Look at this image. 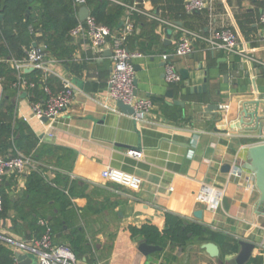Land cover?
Masks as SVG:
<instances>
[{"label":"crops","instance_id":"0c3cea01","mask_svg":"<svg viewBox=\"0 0 264 264\" xmlns=\"http://www.w3.org/2000/svg\"><path fill=\"white\" fill-rule=\"evenodd\" d=\"M138 4L164 20L181 22L179 26L203 34L229 29L235 34L239 53L212 51L198 43L192 53L174 62L178 71L183 68L190 76L195 74L194 85H203L206 77V91H190L183 79L167 84L162 54L172 50L175 31L134 15L126 46L140 53L132 59L135 95L149 97L153 103L148 115L136 121L121 112L107 94L110 39L98 51L85 34L69 36L71 52L64 59L70 62L69 68L62 59L46 53L39 32L33 35L31 46L40 47L53 60L50 72L40 74L45 84L56 90L64 80H71L75 86L72 104L53 120L34 117L32 101L21 97L24 91L15 102L18 117L27 118L22 122L37 137L27 154L34 169L48 180L66 184L67 224L53 229L54 239H83L85 252L79 259L87 264H220L218 258L227 264L238 251L239 246L222 252L217 242L195 238L189 250V245L182 249L168 244L160 251L142 254L138 246L145 238L131 235L129 226L148 222L162 229L165 214L171 213L227 238L253 242L247 264H264V208L258 207L260 194L254 176L243 168L239 177L229 174L234 163L241 166L245 162L247 148L264 139V67L249 58L264 61V26L259 22L264 0H207L205 9L191 12L186 11L184 0H142ZM38 5L32 0L31 6ZM81 6L92 9L86 0L73 4L78 21ZM123 16L125 11L121 22ZM128 149L142 156H131ZM225 164L228 170L222 168ZM105 167L137 175L142 180L140 189L105 182L100 176ZM30 170L4 182L10 202L0 218L1 233L15 237L35 233L14 208L24 194L25 175ZM203 186L222 192L215 209L196 200ZM196 210L202 211L201 219L193 215ZM54 213L62 217L56 209ZM51 219L48 215L46 220L52 225ZM205 242L218 246V257L201 247Z\"/></svg>","mask_w":264,"mask_h":264},{"label":"built area","instance_id":"2783aa9c","mask_svg":"<svg viewBox=\"0 0 264 264\" xmlns=\"http://www.w3.org/2000/svg\"><path fill=\"white\" fill-rule=\"evenodd\" d=\"M77 1L80 3L84 2V0H73V4L75 5ZM109 1L119 4L124 8L125 16H123L120 28L112 29L105 24L98 23L89 11L86 19L78 21L69 30L68 34L70 37L85 34L98 51L103 50L104 45L110 39L112 67L106 81L107 94L114 101L121 100L123 103L130 105L133 109L131 116L136 121H141L148 115L153 107V103L149 97H137L135 95V69L132 59L135 56H139L140 53L131 51L126 46V40L132 31L134 15L147 17L162 26L171 27L175 31L172 50L162 54L164 80L167 84L181 82L182 77L174 60L177 57L192 53L198 43L203 44L207 49L212 51L221 50L226 54L239 53L236 49L235 34L229 29L214 31L211 34H203L160 18L152 11L140 7L137 0ZM184 4L188 12L200 11L207 7V0H184ZM259 22L264 26V8L259 15ZM249 58L264 67L263 60L255 57ZM8 61L14 69L15 81L12 82V88L15 90L17 97L22 91L35 87L36 82L24 75L26 69L39 70L43 75L49 73L53 65V60L47 58L44 51L38 46L26 48L25 56L22 59L10 58ZM39 86L44 96L41 99L30 102L32 115L38 119H42L43 117L55 119L74 100L75 86L71 80H64L60 88L53 90L45 84L44 78L40 77ZM15 116L24 122L27 120L25 116L18 117L16 106ZM127 152L136 158L142 156L140 151L134 149H128ZM33 165L34 162L30 156L25 155L19 150L0 155V189L7 178L26 172V170L34 169ZM229 174L234 177L241 176V166L238 163H234ZM100 176L109 184L132 191L139 190L142 184L141 178L137 175L112 167L103 168L100 171ZM221 193L220 190L213 187L203 186L196 194V200L206 203L210 209H215L219 204ZM1 207L2 200L0 197V209ZM37 224L42 229L39 236L24 238L0 232V241L14 253H23L34 259L36 264H87L76 257L68 244L55 241L54 232L48 220L38 218ZM258 246L262 248L263 243H259Z\"/></svg>","mask_w":264,"mask_h":264},{"label":"trees","instance_id":"16d2710c","mask_svg":"<svg viewBox=\"0 0 264 264\" xmlns=\"http://www.w3.org/2000/svg\"><path fill=\"white\" fill-rule=\"evenodd\" d=\"M38 6H31L32 0H0V155L13 153L19 150L25 155L34 147L37 137L29 130L22 120L15 116L17 97L12 88L15 81L14 69L9 64L10 58L22 59L25 49L32 43L33 35L40 33L46 47V53L54 54L70 68L68 60L71 47L67 44L69 30L76 25L78 19L73 9V0H35ZM87 5H92L91 14L96 21L112 29H118L124 8L109 0H86ZM32 29V30H31ZM39 70H31L24 75L35 81V87L22 93L30 101H36L44 96L40 84ZM5 182V181H4ZM66 184L57 179L48 180L39 170L31 169L25 175V190L22 197L14 203V208L22 219L31 216L29 226L35 231L33 235L39 236L41 227L38 218L52 216V229H61L67 224L66 206L69 202L68 195L64 192ZM6 186L0 189L2 207L0 218L4 217L10 202ZM54 209L62 215L57 217ZM65 222H63V220ZM53 230V232H54ZM131 235L140 234L149 244L160 245L162 248L168 244L184 249L195 238L213 240L222 247V252L235 250L238 247L236 239H230L209 230L206 226L195 221H188L177 215L166 213L164 227L157 228L151 223L140 226H129ZM68 245L72 248L77 258L85 252L83 239L79 236H68ZM0 264H16L14 252L0 241Z\"/></svg>","mask_w":264,"mask_h":264},{"label":"water","instance_id":"95a60500","mask_svg":"<svg viewBox=\"0 0 264 264\" xmlns=\"http://www.w3.org/2000/svg\"><path fill=\"white\" fill-rule=\"evenodd\" d=\"M142 1V0H137ZM198 11V10H195ZM89 9L86 6H81L79 8V20L84 21L86 17L88 16ZM178 25L181 24V22H177ZM122 25V22L119 23V27ZM168 33V30H165ZM35 46V44H33ZM30 71L31 68L26 69L25 71ZM179 73L182 77V79L186 82L187 86L189 87L190 91L194 90H200L201 88L206 91V80L205 77L203 79L204 84L201 86L194 85L192 81L196 78L195 74L193 73L192 76L189 75L188 71L186 69H180ZM25 93L21 94V97H24ZM169 96H171L169 92ZM176 102V101H174ZM116 106L120 109L121 112L125 114H133V109L130 105H127L123 103L121 100L116 101ZM208 107L213 108L214 110L218 108L217 104H208ZM43 120L46 121V118L43 117ZM135 149V148H134ZM138 149V148H137ZM229 165L225 164L222 168L225 170L229 169ZM241 168L250 171L254 176V182L255 186L260 194L259 201H258V207L264 208V142L256 143L247 148L246 152V160L241 164ZM193 215L197 219H201L202 217V211L196 210L193 212ZM239 249L236 252V254L227 259V264H246L248 260L250 259L253 250L255 248V244L251 241L245 240V239H238L237 241ZM201 247L211 256V257H218L219 256V248L214 242H205L201 244ZM191 248V245L187 247V250ZM162 247L160 245L156 244H149L146 241H143L139 244L138 250L144 254H151L155 251H160ZM15 262L16 264H36V261L26 254L15 252L14 253ZM220 264H224V262L220 259ZM186 259L184 260V262Z\"/></svg>","mask_w":264,"mask_h":264},{"label":"rangeland","instance_id":"374dc122","mask_svg":"<svg viewBox=\"0 0 264 264\" xmlns=\"http://www.w3.org/2000/svg\"><path fill=\"white\" fill-rule=\"evenodd\" d=\"M30 218H31V216H27V218H26V222L28 221H30ZM59 242H61V243H65V244H68V241L66 240V239H64V238H60V239H57ZM106 243H107V241H106ZM87 255V254H86ZM247 264V263H246Z\"/></svg>","mask_w":264,"mask_h":264}]
</instances>
